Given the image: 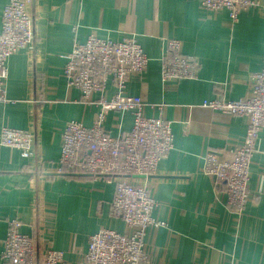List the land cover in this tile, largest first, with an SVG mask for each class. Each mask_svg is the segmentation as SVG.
Wrapping results in <instances>:
<instances>
[{
    "label": "crops",
    "instance_id": "obj_1",
    "mask_svg": "<svg viewBox=\"0 0 264 264\" xmlns=\"http://www.w3.org/2000/svg\"><path fill=\"white\" fill-rule=\"evenodd\" d=\"M256 1L259 6L233 23L228 11L204 10L199 0H34L29 7L34 43L8 60L0 131L3 126L32 131L35 156L25 159L0 145V253L12 219L21 222L22 233L63 251L62 264H86L90 237L99 230L128 231L111 213L121 178L55 171L66 123L91 127L100 109V94L83 102L64 75L75 43L95 32L116 41L134 37L142 45L149 65L142 76L131 77L127 95L142 98L145 117L172 123L174 149L157 173L126 179L147 183L158 201L153 216L166 223L148 232L145 264H264V126L250 170L252 201L239 220L227 208L225 183L204 173L208 151L228 157L247 131L245 117L203 103L250 95L252 75L264 68V0ZM8 2L0 0V30ZM169 38L199 58L196 79L162 82ZM114 94L109 85L107 96ZM133 122L131 111L112 110L104 126L116 137L129 133Z\"/></svg>",
    "mask_w": 264,
    "mask_h": 264
},
{
    "label": "built area",
    "instance_id": "obj_2",
    "mask_svg": "<svg viewBox=\"0 0 264 264\" xmlns=\"http://www.w3.org/2000/svg\"><path fill=\"white\" fill-rule=\"evenodd\" d=\"M34 0H9L2 14L0 30V103L8 102V60L34 43V17L29 7ZM84 2V0H80ZM207 11L226 10L236 23L240 14L259 6L256 0H199ZM149 65L142 45L134 37L121 41L100 38L92 32L85 43H75L66 56L64 75L69 87L79 89L82 101L91 102L98 93L99 111L93 125L79 121L66 123L56 174H83L93 177L121 178L116 183L111 213L123 219L128 229L120 234L103 228L92 235L86 264H145L146 237L152 228L166 227L153 216L158 201L147 183H133L129 177H149L157 173L159 163L174 149L172 123L143 115L141 97L127 95L132 76H142ZM200 60L183 52L178 39H166L161 57V80L179 82L196 79ZM253 87L248 97L238 100L215 98L203 105L230 115L245 117L247 131L242 143L231 148L228 157L208 151L204 156V173L225 183L226 205L239 220L252 201L250 170L256 142L264 126V68L252 75ZM115 89L107 96L108 86ZM42 104V101H37ZM131 111L134 122L129 133L112 136L105 129L107 113ZM0 145L17 149L25 159L35 156V135L29 129L3 126ZM18 219L9 221V229L0 253L2 264H62L63 251L55 250L21 232Z\"/></svg>",
    "mask_w": 264,
    "mask_h": 264
}]
</instances>
